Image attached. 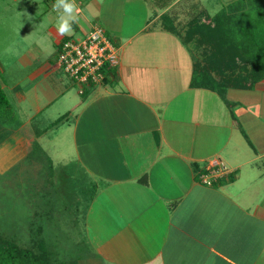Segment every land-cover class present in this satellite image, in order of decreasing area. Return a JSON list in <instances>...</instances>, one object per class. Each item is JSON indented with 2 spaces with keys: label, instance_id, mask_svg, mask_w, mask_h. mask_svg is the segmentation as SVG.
I'll return each mask as SVG.
<instances>
[{
  "label": "crops",
  "instance_id": "0c3cea01",
  "mask_svg": "<svg viewBox=\"0 0 264 264\" xmlns=\"http://www.w3.org/2000/svg\"><path fill=\"white\" fill-rule=\"evenodd\" d=\"M86 1L85 13L75 2L83 18L72 23L76 39L101 26L118 49L117 68L82 89L56 80L42 91L47 126L30 124L25 136L22 126L11 129L0 142L11 172L20 167L21 179L24 172L48 196L56 187L50 197L64 202L41 215L42 227L71 233L50 219L70 211L72 187L85 240L77 264H264V77L222 95L192 87V53L160 22L167 9L152 0ZM48 34L57 46L66 38L52 26ZM44 69L46 79L60 70ZM34 108L36 122L44 111ZM54 141L64 151L58 160L46 149ZM212 160L230 173L209 187L198 174ZM51 169L69 177L66 193L60 178L50 182Z\"/></svg>",
  "mask_w": 264,
  "mask_h": 264
},
{
  "label": "rangeland",
  "instance_id": "374dc122",
  "mask_svg": "<svg viewBox=\"0 0 264 264\" xmlns=\"http://www.w3.org/2000/svg\"><path fill=\"white\" fill-rule=\"evenodd\" d=\"M76 1L81 2L79 7L81 8V12L85 13L84 6L87 1ZM98 1L102 3L103 0ZM231 1L152 0L155 5H158L159 8L156 7L160 12L167 9L166 14L173 19L176 31L181 36H183L187 22L201 8L213 14L215 10ZM54 3L55 0H0V88L13 106L17 122H19L20 127L22 126L21 128L19 127L20 129H17L20 130V134L23 136H25L30 124L34 126V129L39 131L47 126V121L44 117H47L48 112L42 109L43 100H45V95L42 94V91H46L47 87L48 90L51 89L52 85L54 87L56 80L63 84H68V81L72 84L62 70L55 71L50 76L51 79H46L43 74L45 66L46 68H51L56 64L58 54V46L55 45L53 38L48 34V28L52 26L57 30L58 16L62 14L63 10L60 9L59 12L54 11ZM76 16L77 21L83 20L82 15L76 14ZM72 23V33L64 36L76 39L79 35ZM186 48L192 55L197 57V48L194 42L187 44ZM36 91L38 92L39 99L35 97L34 93ZM37 106L44 111V115L40 112L37 116V121L34 122L30 120V116L33 115L34 107ZM8 128V125L7 127L4 125L1 128L3 130H0V142L3 145L9 142L8 132L12 127ZM46 146H49L46 149L51 150L49 154L50 156L53 154L54 159L58 160L59 157L63 156L61 154H64V151L60 152L62 146L57 145L55 141L52 145ZM46 149L45 152L47 153ZM9 156L7 153L5 158L0 159V234L13 239L19 246L26 248L30 247L31 238L39 235L33 234L38 224L35 215H42L48 211L52 213L53 209L56 208L55 205H64V202L60 199V204L56 199L50 197V195L58 197V194L54 191L56 187H50L48 196L42 192V187L40 190L39 186L31 182L27 183L28 180L25 178L24 172L22 180V169L20 167L15 168L12 171L14 174H12L8 169ZM37 166L41 165L37 164ZM38 170L39 168L34 169V172ZM51 171L50 182L55 185L58 182V178H60L64 186L61 195L66 193V184L69 177H66L65 172L63 175L61 171L56 169H51ZM40 172H42L41 169ZM58 172L59 175H57ZM44 175L43 171V179H45ZM38 176L40 177L41 173H38ZM16 181L17 185H13ZM70 189L65 194L68 197L69 203H66V206L70 207V211L66 213L61 211L62 218L53 216L50 220L53 221L56 227L62 223L68 224L69 228L72 229L71 233L65 235L57 234L55 227H51L50 230H45L46 232L43 234L45 239L50 243V247L52 249L57 248L61 255L67 254V252H73V254L81 252V249L85 246L83 235L79 234V227H75L76 224L73 222L74 218L72 217H75V214H77V210H75L77 203H75L74 190L71 192ZM61 212L57 210L55 213ZM53 235L57 236L58 239L56 241Z\"/></svg>",
  "mask_w": 264,
  "mask_h": 264
},
{
  "label": "trees",
  "instance_id": "16d2710c",
  "mask_svg": "<svg viewBox=\"0 0 264 264\" xmlns=\"http://www.w3.org/2000/svg\"><path fill=\"white\" fill-rule=\"evenodd\" d=\"M160 22L184 45H196L192 87L208 88L222 95L229 87L246 89L263 79L264 0H233L213 14L201 8L187 22L183 36L168 14H162ZM4 125L11 126L10 130L20 127L12 104L0 88V130ZM35 218L38 224L33 234L39 235L31 238L30 247H21L0 234V264H77L78 257L73 252L61 255L57 248L50 247L43 235L46 231L41 215ZM53 236L56 241L57 236Z\"/></svg>",
  "mask_w": 264,
  "mask_h": 264
},
{
  "label": "built area",
  "instance_id": "2783aa9c",
  "mask_svg": "<svg viewBox=\"0 0 264 264\" xmlns=\"http://www.w3.org/2000/svg\"><path fill=\"white\" fill-rule=\"evenodd\" d=\"M81 2H78V7ZM80 12V11H79ZM78 12V13H79ZM57 68L81 89L106 81L119 64L118 49L105 30L94 25L81 39L68 37L58 44ZM80 93H83L80 90ZM230 173L228 167L212 160L198 174V181L205 186H213Z\"/></svg>",
  "mask_w": 264,
  "mask_h": 264
},
{
  "label": "clouds",
  "instance_id": "9594fccd",
  "mask_svg": "<svg viewBox=\"0 0 264 264\" xmlns=\"http://www.w3.org/2000/svg\"><path fill=\"white\" fill-rule=\"evenodd\" d=\"M60 9H62L63 12L58 16L57 32L60 36L71 34L73 31L71 22L76 21V13H78L80 9L77 7L75 0H55L53 10L59 12Z\"/></svg>",
  "mask_w": 264,
  "mask_h": 264
}]
</instances>
